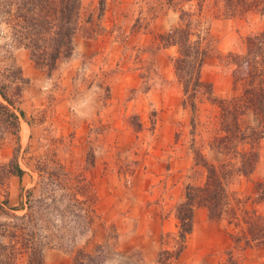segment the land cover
<instances>
[{"label": "rangeland", "instance_id": "1", "mask_svg": "<svg viewBox=\"0 0 264 264\" xmlns=\"http://www.w3.org/2000/svg\"><path fill=\"white\" fill-rule=\"evenodd\" d=\"M82 4L74 54L51 73L36 67L29 51L16 48L11 28L0 23V81L5 69H20L27 80L20 98L15 97L16 108L25 113L20 146L15 134L0 135V202L8 201L9 211L19 206L22 196L26 199L27 191H33L34 199L49 195L43 189L45 177L56 179V168L62 167L74 177L70 186L88 184L86 193L94 197L93 228L79 235L75 247L92 254L102 247L108 264H159L160 253L177 247L176 208L185 200L186 188L206 180V169L195 163L196 154L216 164L226 160L211 149V143L224 136L220 102L241 95L243 83L235 79L232 57L245 52L249 37L264 31V15L226 17L223 0ZM182 10L189 14L182 24L199 35L205 53L199 75L213 94H197L195 114L174 69L178 49L164 48L159 41L161 34L180 25ZM252 117L248 111L240 127L252 124ZM252 146L258 155L255 171L235 177L231 185L244 198L252 197L255 183L264 180V139H248L238 149L247 152ZM14 158L25 172L22 177L10 174L8 165ZM170 198L177 202L169 209ZM161 202L163 208L157 212L162 219L173 214L177 230L162 236L154 262L151 251L143 250L150 230L142 218ZM207 218L212 224L188 239L186 263L264 264V246H235L233 227L210 220L208 213ZM167 258L173 261L163 254V260ZM45 260L73 264L72 255L59 249L46 250Z\"/></svg>", "mask_w": 264, "mask_h": 264}, {"label": "trees", "instance_id": "2", "mask_svg": "<svg viewBox=\"0 0 264 264\" xmlns=\"http://www.w3.org/2000/svg\"><path fill=\"white\" fill-rule=\"evenodd\" d=\"M82 6V0H0V23L11 28L16 48L29 51L36 67L51 73L74 54L75 39L81 30ZM223 8L226 17L264 15V0H223ZM188 16V12L182 10L180 25L161 34L159 41L164 48L178 49V56L173 58L174 69L184 86L186 102H192L189 107L195 114L197 106L193 100L197 94L210 98L213 94L211 85L199 75L205 55L199 35L190 31L189 24H182ZM194 36H197L195 41ZM232 60L235 79L243 83L242 93L230 101L220 102L224 136L211 143V149L226 156V160L216 164L196 154L195 163L206 169V180L203 185L186 188L185 200L176 208L177 247L171 253H160L159 264L178 261L194 231V214L199 208L207 211L210 220L225 221L233 227L235 232L231 236L235 246L241 243L245 248L264 246V212H261L264 180L255 183L252 197L244 198L231 190L235 177L250 176L258 164L253 146L247 152H240L238 147L248 139L256 143L264 139V31L249 37L245 52L233 56ZM1 77L0 135L3 132L15 134L20 146L21 119L25 118V113L16 108L15 97L20 98L27 80L20 69H5ZM248 111H252V124L242 129L239 122ZM8 166L11 175L22 177L25 173L15 158ZM56 173V179L45 177L48 181L44 182L43 189L49 190V195L34 199L33 191H27L26 199L22 196L19 206L9 211L8 201L0 202V264H46L48 249L70 253L73 264H108L102 247L97 248L95 254L75 247L79 235L93 228L91 203L94 197L86 193L88 184L82 186L77 182L72 187L69 185L74 178L71 173L62 167L56 168ZM10 211L25 213L18 215ZM163 254L171 255L173 261L163 260Z\"/></svg>", "mask_w": 264, "mask_h": 264}, {"label": "crops", "instance_id": "3", "mask_svg": "<svg viewBox=\"0 0 264 264\" xmlns=\"http://www.w3.org/2000/svg\"><path fill=\"white\" fill-rule=\"evenodd\" d=\"M175 190L173 191L175 192ZM174 192L172 194H174ZM170 200H171L170 204L168 203L169 209L171 205L177 202L175 198H172V199L170 198ZM161 205L162 206L157 207V210L154 209V211L152 212L150 211L148 216L146 215L142 218V223H144V226L146 227V229L150 230L148 235L144 237L145 246H143V250L146 252L148 250L151 251V254H152L151 260L154 262L157 261L159 253H160L162 236L164 234L172 233L177 230L173 214H170V215L168 214L169 216L167 219L165 218L162 219L161 214L157 212V211L162 210L163 202H161ZM197 211L195 214L194 231L191 234L192 237L193 236L195 237L196 233L199 232L205 226L212 224V222H210L208 218L206 219L207 213L205 210L199 209ZM189 244L190 243L188 241V247L186 251L182 254V258L180 259V264H188L186 262L188 261L187 250L189 251V248H190Z\"/></svg>", "mask_w": 264, "mask_h": 264}]
</instances>
